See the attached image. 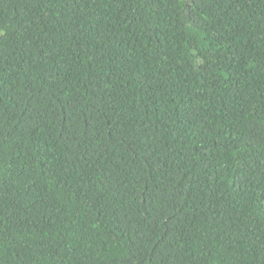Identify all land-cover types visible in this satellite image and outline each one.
I'll return each mask as SVG.
<instances>
[{"label": "trees", "instance_id": "16d2710c", "mask_svg": "<svg viewBox=\"0 0 264 264\" xmlns=\"http://www.w3.org/2000/svg\"><path fill=\"white\" fill-rule=\"evenodd\" d=\"M0 264H264V0H0Z\"/></svg>", "mask_w": 264, "mask_h": 264}]
</instances>
